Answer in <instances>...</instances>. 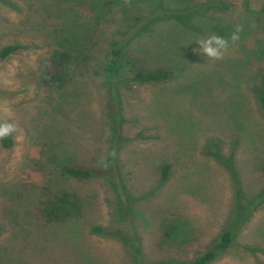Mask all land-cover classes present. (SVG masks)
I'll return each mask as SVG.
<instances>
[{
	"label": "rangeland",
	"instance_id": "374dc122",
	"mask_svg": "<svg viewBox=\"0 0 264 264\" xmlns=\"http://www.w3.org/2000/svg\"><path fill=\"white\" fill-rule=\"evenodd\" d=\"M91 2L0 0V48L22 47L0 62V123L16 126L13 146L0 145V264H132L111 219L114 194L100 181H60L90 198H80L82 209L65 224L45 226L39 211L43 195L52 200L58 193L45 188L59 166H101L107 116L98 68L125 1L100 12ZM164 2L181 22L205 15L187 29L152 28L134 44L141 69L169 67L175 78L121 91V133L130 141L119 159L143 216L125 207L122 220L133 219L124 229L141 235L143 263L182 262L209 251L233 219L235 245L210 264H264V117L253 92L264 74V0H220L207 12L190 0H156L153 11ZM146 4L133 12L138 28L148 24L138 17ZM236 26L242 31L233 43ZM212 34L229 42L221 60L197 51ZM74 37L78 47L69 57L57 53ZM63 64L77 74L61 95L42 80ZM55 101L59 113L49 110ZM164 164L171 168L162 185ZM89 224L105 228L103 238L88 236Z\"/></svg>",
	"mask_w": 264,
	"mask_h": 264
},
{
	"label": "trees",
	"instance_id": "16d2710c",
	"mask_svg": "<svg viewBox=\"0 0 264 264\" xmlns=\"http://www.w3.org/2000/svg\"><path fill=\"white\" fill-rule=\"evenodd\" d=\"M124 1L125 2L123 3L122 7L118 10L120 12V24L112 33L107 50L103 55V62L98 68L101 79L100 87L103 91L104 96L106 97V107L104 114L105 119L107 116L106 126L103 128L104 153L102 155L101 166L98 169L73 165L59 166L57 168V173L55 174L56 177L50 179L48 181V186L45 188L48 191H50L51 189L58 191V193L55 197H53L54 200H47L46 196L43 195L40 204H42V202L46 203H44L39 208V211L40 213H43L42 222L45 226H60L62 224H65L75 217V214L78 210L82 209H78L81 203L79 202L80 198H90L72 190H65L64 184L60 183V181L64 180V182L67 184L69 183V181L79 183H91L94 181H100L109 190H112L114 194V196L110 200L109 206L110 213L112 214L111 219L116 218V223L120 224V228L116 230L117 236L125 235V238H122V240L119 242H122L125 245L126 249L131 253L130 259L132 264H147L143 263L140 260V255L142 254L141 235L134 229V227H130L127 230L124 229V223L133 218L127 217L126 221L122 220L124 214L126 213L124 212L125 207L128 209V213H130L134 218H143V216L141 209L134 205L136 202H141L142 200H140V198H132L128 184L122 171L121 160L119 159L122 149L130 141L128 137L123 136L121 133V127L125 120L120 113L119 99L121 91L131 87L132 85L162 86L164 84H167L168 82H171L175 78L173 76V74L175 75V73H173L171 68L169 67L141 69L138 65L136 59L137 57L133 53L135 42L147 36L153 30L152 28L155 27L169 26L171 24L179 26L183 24V27L187 29L192 25V22L194 25V21L202 19L205 14L196 17L190 16L185 21L181 22L180 20H177L175 18V14L178 13L174 10L176 7L169 4L168 2H164V9L153 11L156 0H149V2L144 1L143 5L141 2L143 0ZM170 1L172 3L175 0ZM190 1L192 4L198 6H206V12L209 10L208 6L210 3L221 4L220 0ZM91 3V5L100 12L104 8V6H107L109 4H111L112 6H117L122 2L121 0H92ZM145 3H147L146 8H143L141 10L138 17L143 16V21H148V24L145 26V28L144 26L138 28V25H134V23L139 21V19H137L136 17L134 20H132L134 17L133 12L141 7V5L143 7ZM105 13L107 12L104 11L103 15H105ZM73 39V43L68 46H62L60 50H56L57 53L62 56L69 57L71 49L78 47L76 38L74 37ZM20 49H22V47L18 44H9L0 48V62L7 60ZM72 66V64H63L57 66L54 70H47L46 73H44L42 86L50 91H58L62 93L61 95L65 94L69 89V83H71L75 79L73 76L77 74H74V68H71ZM253 92L257 99L260 111L264 117V74L260 76L259 86L256 87ZM61 95H58V98H60ZM60 104L61 102H59L58 104L56 103V101L53 102L51 104V109L49 110L59 113L61 111ZM56 134H59V137L61 138L65 136V132L63 130H60ZM13 144V139L10 136L0 139V145L4 149H10ZM170 168L171 167L169 164H164L161 166L158 179V182L160 184L163 185V183L168 180L170 176ZM133 200H135L134 203ZM247 218L248 215H244L241 224H244ZM231 222L232 227L223 231L219 235L218 241L215 243V245L210 248L209 251H206L199 257L194 258L192 261L148 264L212 263L220 256L221 253L223 254L226 250L232 248V246L235 245L234 229L235 226L238 225V221L234 222V220L231 219ZM3 229L4 226L0 225V235L3 232ZM104 229L105 228L101 227L100 225L89 224L87 235L103 238L100 236H103Z\"/></svg>",
	"mask_w": 264,
	"mask_h": 264
},
{
	"label": "clouds",
	"instance_id": "9594fccd",
	"mask_svg": "<svg viewBox=\"0 0 264 264\" xmlns=\"http://www.w3.org/2000/svg\"><path fill=\"white\" fill-rule=\"evenodd\" d=\"M242 31L240 26H236L235 31L231 34V41L235 43L240 39L239 32ZM199 53L206 56L208 59L221 60L228 49V40L217 34L210 35L207 39L198 41ZM3 111L7 113L9 110L4 108ZM16 131V126L7 121L0 123V139L10 136Z\"/></svg>",
	"mask_w": 264,
	"mask_h": 264
}]
</instances>
